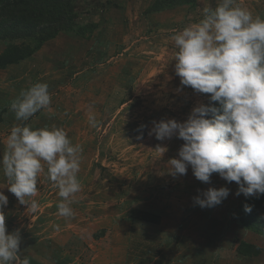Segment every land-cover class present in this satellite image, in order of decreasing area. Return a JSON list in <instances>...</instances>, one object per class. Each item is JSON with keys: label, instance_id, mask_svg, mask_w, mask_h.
Here are the masks:
<instances>
[{"label": "rangeland", "instance_id": "1", "mask_svg": "<svg viewBox=\"0 0 264 264\" xmlns=\"http://www.w3.org/2000/svg\"><path fill=\"white\" fill-rule=\"evenodd\" d=\"M208 1L206 0L207 4H209ZM248 1L251 4L254 0ZM120 3L123 5L124 2ZM214 3L213 6L215 5ZM255 3L257 5L259 1ZM239 4L242 7H248L246 2ZM117 5L119 4L115 0L107 3L98 1L97 4H89L87 11L79 10V23L81 25L91 23L92 17H90V14L94 13L98 16V23H94V28H85L86 32L84 35L61 33L62 36L58 38L59 40L56 39L59 42L62 41V45L70 44L73 54L71 57H67V60L69 62L71 60L77 62V65L71 63L62 64V61H59L58 67L55 69L51 62L50 56L52 54L46 52L47 58L44 55H38L36 60L30 65L32 70L30 73L31 78L23 83L29 87L37 82L47 83L52 97L50 111L43 110L33 116L34 120L32 119L33 117L30 118L29 121H34V124H31L32 128L38 129L46 126L50 128L53 125L62 127L68 133L73 144H80L83 149L81 168L78 174L82 182V190L76 195V202L72 206L75 215L71 219L61 216V219H56L59 217L57 215V203L61 198L58 196V189L52 186V182L47 180L44 174H41L38 179V193L33 198L39 202L40 207L36 213H31L27 212V206L21 205L18 199L8 191L6 178L0 171V191L8 197L9 201L8 205L3 208L6 227L9 234L20 230L22 237L20 254L22 258L23 256H28L30 264H54L57 259L60 264H94L93 253L90 248L73 247L69 251L50 248L49 241L51 240L49 238L51 233L63 231L66 228L65 224L72 228L71 232L80 229L81 224L88 222L87 219L93 214L95 205H98V203L101 206L102 204L109 205L118 198L119 192L123 191L122 193H124L125 190L119 186H113L111 184L112 179L109 178L113 176L112 170L115 169L114 164L116 161L122 163L121 171L123 172L119 173L121 176L127 170H130L127 168L128 166L140 163L138 151L144 145L136 136L139 131L147 128L148 132H151L154 127L153 122H160L161 120L175 119L180 123L186 122L195 107L200 104L207 106L205 94L196 93L192 88L182 86L180 79L173 77L175 61H173V55H170L167 50V46L174 50V42L171 40L172 35L194 20L187 18L180 22L179 25H175L173 27L175 30L172 29L174 31L160 32L150 38L151 33L145 29L141 32L140 29L142 27L140 28L139 24V28L135 31L124 30L121 27L115 29L114 24H116V21L121 24L124 19L126 24H129L131 16L132 18L137 16V13H132L131 6H128V11L124 12L123 10L119 11L115 7ZM255 9L256 11H252L254 15H259L262 11V8L256 7ZM114 16H116V19ZM199 18H201L200 15ZM141 21L140 19L137 23ZM57 46L59 51L62 50L60 45ZM5 49L6 44L0 42L1 54ZM163 52H167L166 56L161 59L156 58L155 53L160 58ZM144 71H147L149 76H161V80L145 79L142 83L138 82L136 86V89H149V98L145 100L148 105L153 107L151 109L148 106L152 113L147 119V125L138 123L144 108L139 107L138 104L135 105V102L143 104L139 97L133 102L132 109L118 112L119 105L127 99V95L133 88V80L129 77L131 75L137 76ZM69 73H72L71 78H69ZM87 74L89 76L88 79H83L82 76ZM2 77H6L5 74ZM2 79L0 80V159H2L6 137L11 127L15 124L28 123V121H17L13 112L5 116L4 112L8 109L10 110V103L13 101L7 100L6 96L10 92L12 94L15 90L12 81L5 82ZM25 86L21 87V91L29 88ZM181 88L182 91H178ZM153 89L159 90L154 91ZM9 99H12V97ZM89 105L93 106V112L98 122L97 127H91L88 122L87 112ZM35 122L36 127H33ZM176 139H178L176 136L169 139L170 143L168 145L171 148V152L178 151L175 155L179 153L180 148L185 143L180 139L178 143L174 144L173 141ZM161 144L157 140V142L149 144V150L157 152L158 146L163 147ZM99 152L110 156L105 158L102 153L103 158L100 157L99 162L97 160ZM114 153L116 158H113L114 156L111 157ZM188 169H191V166ZM97 171L101 172L103 177L105 176V181L99 178L97 180L103 181L98 183L101 184L100 189H97L92 184ZM211 179H214L213 175ZM217 180L220 183L217 189L221 187L230 189L227 199L217 206L219 219L227 214L226 218L228 220V227L222 228L224 229L223 233L221 220H219L218 224L219 229H213L225 237V240L219 241L218 254L211 258L199 255L196 257L193 255H178L181 257H177L175 263L264 264V237L248 231L237 220L238 204L241 202V198L243 199L245 196L243 194L236 196L237 184V187H229V183L220 176L217 177ZM198 181H193L192 183L195 184L193 186L202 184L198 183ZM172 183L158 184L156 187L165 190V186L172 185ZM91 184L92 186H89ZM98 191L100 193L96 195L95 192ZM159 192L161 193L160 190ZM95 198L99 201L97 204L89 203L91 199L96 202ZM54 201H57V203L53 204ZM233 204L234 206H232ZM229 205L234 208L229 209ZM161 206L163 204L160 203L158 207ZM57 225H59V230H57ZM89 232L90 229L85 230V233ZM104 235L105 231L101 230L96 237ZM246 241L247 243L250 242V244L255 243V246L262 250L261 255L257 257L242 256L238 248L241 242ZM167 250L172 252L170 249ZM172 250L176 252V249ZM180 251L187 250L181 249ZM70 254L71 256H69ZM116 255H119V253H116ZM169 258L173 259L175 256ZM169 258L155 257V263L165 264L169 262ZM183 258L184 262L181 260ZM133 261L136 264L135 260Z\"/></svg>", "mask_w": 264, "mask_h": 264}, {"label": "clouds", "instance_id": "2", "mask_svg": "<svg viewBox=\"0 0 264 264\" xmlns=\"http://www.w3.org/2000/svg\"><path fill=\"white\" fill-rule=\"evenodd\" d=\"M171 40L181 85L211 94L210 100L220 107L200 104L183 123L153 122L149 135L159 141L176 136L185 142L179 159L168 161L170 174L186 175L191 166L194 177L205 184L211 183L214 173L228 183L236 182V196L264 194V17L254 16L237 0H216L215 7L205 6L202 18L177 31ZM51 103L48 84L37 82L20 92L10 111L17 121L27 122L38 112L50 111ZM87 115L91 127H97L92 105ZM209 115L211 119L206 118ZM156 151L163 154L166 149L158 146ZM82 152V146L73 144L62 127L33 129L27 123L15 124L6 137L0 171L8 191L31 213L40 207L33 198L44 174L61 198L57 215L71 219L72 204L82 190L78 175ZM229 194L227 187L209 188L203 198L194 197V203L214 208ZM8 202L0 191V264H30V258L20 254V230L8 233L3 213ZM252 210L244 205L246 213Z\"/></svg>", "mask_w": 264, "mask_h": 264}, {"label": "crops", "instance_id": "3", "mask_svg": "<svg viewBox=\"0 0 264 264\" xmlns=\"http://www.w3.org/2000/svg\"><path fill=\"white\" fill-rule=\"evenodd\" d=\"M98 1L107 3L113 0H80L77 2L76 6L78 11H87L89 4H97ZM115 1L119 4L115 6L119 11L123 10L126 12L128 11V6H131L132 13H137L135 18L131 16V22H129V24H126L124 19L121 21V24L115 20V29L121 27L122 29L124 28V30L135 31L139 28V24L140 28L142 27L140 29L141 32L145 29L151 33L150 38H153L157 33L171 31L174 29L173 27L175 25H179L180 22L187 18H192V20H194L193 22H197L200 19H198L199 15L202 18V9L205 6H216V0H209V4L206 3V0H198L197 4L194 6H177L161 12L145 14L154 0ZM254 1L250 4L248 0H237L238 3L242 2V4L246 2L248 4L247 9L251 12L254 10L256 11V7L262 8L259 15L264 16L263 0H258L259 3L255 1L258 3L257 5ZM120 2H124L123 5H121ZM213 3L215 4L214 6ZM90 17H92L90 20L91 23H98V16L96 14L91 13ZM114 17L116 19V16ZM140 19L142 21L137 23ZM61 36L62 34L44 44L36 54V57L33 56L19 64L8 66L5 70L0 69V78H3V74L6 76L2 81H12L15 90L12 94L10 92L6 96L7 100H14L15 96H19L21 87L25 86V84H23L25 80L31 78L30 73L32 70L30 69V65L36 60L38 55H44V57L47 58L46 52L52 54L50 57L52 66L55 69L58 67L59 61H62V64L71 63L77 65V62H73L72 60L69 62L67 60V57L72 56L73 50H71L70 44L62 45V41H57ZM57 45H60L62 50L59 51ZM158 45L160 44L158 43ZM169 48L170 47L167 46L169 54L174 55L175 48L174 50L173 48ZM166 54L167 52H163L159 58V55L155 53V56L161 59L166 56ZM68 75L69 78L72 77V73ZM88 77V74L82 76L83 79H88ZM173 77L179 78L175 73ZM129 78L133 80V88L131 92H129V95H127V99L119 105L118 112L132 109L133 102L139 97L143 101V104L135 102V105L138 104L139 107L144 108L138 123L147 125V119H149L148 117L151 115V109L153 107L152 105H148L145 100L149 98V89H136V86L138 82L142 83L145 79L148 80L152 78L154 80H161V76H149L148 72L144 71L137 76L131 75ZM25 87L27 88L29 86ZM153 90L158 91L159 89ZM8 96L12 97V99H9L10 97ZM10 112L9 109L5 111V116L10 114ZM32 119L34 120L35 118L33 117ZM32 123L34 124V121H28L27 124L31 125ZM33 127H36V122ZM149 133L147 128H143V130L139 131L136 135L137 137H142L138 139L141 140L144 145L138 151L140 163L128 166L127 168L130 170H127L122 176L119 175V173L123 172L121 171L122 163L116 161L114 164L115 169L112 170L113 176L109 179H112L111 184L113 186L123 188L125 190L124 193H122L123 191L119 192L118 198L109 205L102 204L101 206L96 198L94 199L96 202L92 199L89 200V203L92 202L93 205L98 203V205H95L93 214L87 219L88 222L81 224L80 229H76L72 232V228L65 224V231L61 230L56 233H51L49 238V240H51L49 241L50 248L66 249L67 251L73 247L90 248L93 253L94 264H135L133 260H135L136 264H156L155 257L160 256H162V258L175 256L173 259L169 258V262L165 264H176L175 260L177 257L185 255H193L195 257L199 255L211 258L218 254L219 241L225 240V237L221 235L220 232L213 229H219V220H221L222 224L221 229L228 227L227 214L219 219L217 206L214 208H201L194 203V197L201 196V198H203L202 193L209 188L217 189L220 184L217 180L219 174H213L214 179H211L210 184L198 181V183H202L201 185L197 183L198 186H193L195 184L192 182L195 180L197 181V179L193 175L192 168L188 169L186 175L172 176L169 172L168 161L173 158L179 159L178 154L175 155L178 151L171 152V148L168 146L170 140L166 138L160 141L163 148L166 149L163 154L158 151L151 152L149 150V144L157 142V140L154 134L149 135ZM178 140L180 139H176L173 143H178ZM102 153H98L97 160H99V162L100 159L103 158ZM103 154L105 158L110 156L105 153ZM111 157L116 158L115 153L111 155ZM95 173L96 177L92 184L96 186L97 189H100L101 184L98 183L103 182L100 181L101 179L105 181V176L103 177L99 171ZM98 178L100 179L99 181H97ZM167 183H172V185L165 186V190L156 187L158 184ZM92 184L89 186H92ZM231 186L237 187L236 182L229 183V187ZM99 193L100 191L95 192L96 195ZM243 199L241 198V201ZM55 203H57V201H54L53 204ZM160 203L163 204V206L158 207ZM232 206H234V204ZM232 206L229 205V209L234 208ZM56 219H61V217L59 216ZM88 229H90V232L85 233V230ZM101 230L105 231V235L97 238L96 235ZM223 231L224 229H222V233ZM251 244L255 245V243ZM45 245L47 246L46 243ZM167 249H170L172 252ZM172 249H176V252ZM181 249L187 251H180ZM116 253H119V255H116ZM69 256H71V254ZM181 260L184 262V258ZM209 263L211 264V262ZM54 264H60L58 259Z\"/></svg>", "mask_w": 264, "mask_h": 264}, {"label": "trees", "instance_id": "4", "mask_svg": "<svg viewBox=\"0 0 264 264\" xmlns=\"http://www.w3.org/2000/svg\"><path fill=\"white\" fill-rule=\"evenodd\" d=\"M80 0H0V42L6 44L0 54V69L19 64L35 56L47 42L61 33L84 35L94 23L81 25L77 2ZM198 0H154L145 14L161 12L177 6H194ZM86 26V27H83ZM86 28V29H85ZM207 106L220 107L205 94ZM211 119V115L208 117ZM252 207L251 213L244 205ZM238 223L255 234L264 237V194L244 198L238 204ZM244 257H257L262 250L250 243L241 242L238 248Z\"/></svg>", "mask_w": 264, "mask_h": 264}]
</instances>
